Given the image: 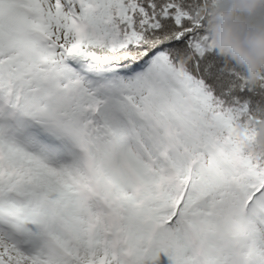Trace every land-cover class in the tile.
<instances>
[{"label": "snow or ice", "instance_id": "obj_1", "mask_svg": "<svg viewBox=\"0 0 264 264\" xmlns=\"http://www.w3.org/2000/svg\"><path fill=\"white\" fill-rule=\"evenodd\" d=\"M209 2L0 0V264H264Z\"/></svg>", "mask_w": 264, "mask_h": 264}, {"label": "clouds", "instance_id": "obj_2", "mask_svg": "<svg viewBox=\"0 0 264 264\" xmlns=\"http://www.w3.org/2000/svg\"><path fill=\"white\" fill-rule=\"evenodd\" d=\"M205 7L216 55L226 70H241L247 85L255 87L264 77V0H211ZM249 125L255 128L251 139L245 136ZM236 132L250 155L264 158V118L238 123Z\"/></svg>", "mask_w": 264, "mask_h": 264}, {"label": "trees", "instance_id": "obj_3", "mask_svg": "<svg viewBox=\"0 0 264 264\" xmlns=\"http://www.w3.org/2000/svg\"><path fill=\"white\" fill-rule=\"evenodd\" d=\"M208 56L214 62L213 71L226 86L227 95H222L221 98L225 99L226 102H231L232 97L235 96L242 101H247L249 113L264 118V87L260 86L261 82L259 81L255 87H251V90H249V86H245L241 90L240 79L225 69L223 59L216 55L215 49H212ZM235 70L241 73V70Z\"/></svg>", "mask_w": 264, "mask_h": 264}, {"label": "rangeland", "instance_id": "obj_4", "mask_svg": "<svg viewBox=\"0 0 264 264\" xmlns=\"http://www.w3.org/2000/svg\"><path fill=\"white\" fill-rule=\"evenodd\" d=\"M161 260H162V264H167L166 259L163 258V256L161 257Z\"/></svg>", "mask_w": 264, "mask_h": 264}]
</instances>
